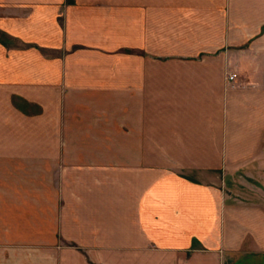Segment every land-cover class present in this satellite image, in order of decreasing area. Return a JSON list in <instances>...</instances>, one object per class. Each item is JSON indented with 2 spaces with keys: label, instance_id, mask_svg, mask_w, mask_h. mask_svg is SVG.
Masks as SVG:
<instances>
[{
  "label": "crops",
  "instance_id": "0c3cea01",
  "mask_svg": "<svg viewBox=\"0 0 264 264\" xmlns=\"http://www.w3.org/2000/svg\"><path fill=\"white\" fill-rule=\"evenodd\" d=\"M0 34V264H264V0H0Z\"/></svg>",
  "mask_w": 264,
  "mask_h": 264
},
{
  "label": "built area",
  "instance_id": "2783aa9c",
  "mask_svg": "<svg viewBox=\"0 0 264 264\" xmlns=\"http://www.w3.org/2000/svg\"><path fill=\"white\" fill-rule=\"evenodd\" d=\"M235 76L234 75H228V77H227V82L228 83H232L234 80H235Z\"/></svg>",
  "mask_w": 264,
  "mask_h": 264
},
{
  "label": "rangeland",
  "instance_id": "374dc122",
  "mask_svg": "<svg viewBox=\"0 0 264 264\" xmlns=\"http://www.w3.org/2000/svg\"><path fill=\"white\" fill-rule=\"evenodd\" d=\"M4 41L6 43V40H4V36L0 34V43L4 44ZM6 45V44H4Z\"/></svg>",
  "mask_w": 264,
  "mask_h": 264
}]
</instances>
